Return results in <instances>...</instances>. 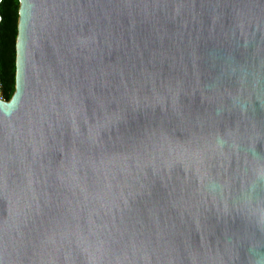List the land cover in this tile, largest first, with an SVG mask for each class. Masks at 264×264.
Here are the masks:
<instances>
[{"label":"water","instance_id":"water-1","mask_svg":"<svg viewBox=\"0 0 264 264\" xmlns=\"http://www.w3.org/2000/svg\"><path fill=\"white\" fill-rule=\"evenodd\" d=\"M18 4L0 264H264V0Z\"/></svg>","mask_w":264,"mask_h":264},{"label":"trees","instance_id":"trees-1","mask_svg":"<svg viewBox=\"0 0 264 264\" xmlns=\"http://www.w3.org/2000/svg\"><path fill=\"white\" fill-rule=\"evenodd\" d=\"M18 5V0L0 3V96L4 101L14 92Z\"/></svg>","mask_w":264,"mask_h":264}]
</instances>
